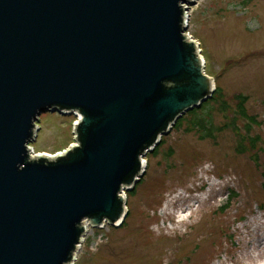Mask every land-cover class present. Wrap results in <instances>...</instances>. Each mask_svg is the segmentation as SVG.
<instances>
[{
	"label": "water",
	"instance_id": "water-1",
	"mask_svg": "<svg viewBox=\"0 0 264 264\" xmlns=\"http://www.w3.org/2000/svg\"><path fill=\"white\" fill-rule=\"evenodd\" d=\"M197 0H0V264H73L87 227H119L142 159L212 97L184 35ZM74 145L29 148L40 115Z\"/></svg>",
	"mask_w": 264,
	"mask_h": 264
},
{
	"label": "rangeland",
	"instance_id": "rangeland-1",
	"mask_svg": "<svg viewBox=\"0 0 264 264\" xmlns=\"http://www.w3.org/2000/svg\"><path fill=\"white\" fill-rule=\"evenodd\" d=\"M187 7L185 32L217 91L196 109L212 137L183 115L124 192L123 223L87 227L74 264H264V0ZM77 121L40 115L30 148L63 152Z\"/></svg>",
	"mask_w": 264,
	"mask_h": 264
},
{
	"label": "trees",
	"instance_id": "trees-1",
	"mask_svg": "<svg viewBox=\"0 0 264 264\" xmlns=\"http://www.w3.org/2000/svg\"><path fill=\"white\" fill-rule=\"evenodd\" d=\"M215 94H217V91H215ZM214 98H215V95H213V97L210 100H214ZM205 109H206V105H203V106H201L200 110L204 111ZM189 114L192 116L191 127L193 129L200 130L203 139L207 138V137L208 138L212 137L209 126L208 125L206 126V124H205L207 121H204L203 119H196V117H197V111L196 110L190 111ZM179 123L180 122L177 121L176 125H178Z\"/></svg>",
	"mask_w": 264,
	"mask_h": 264
},
{
	"label": "bare ground",
	"instance_id": "bare-ground-1",
	"mask_svg": "<svg viewBox=\"0 0 264 264\" xmlns=\"http://www.w3.org/2000/svg\"><path fill=\"white\" fill-rule=\"evenodd\" d=\"M186 8H187V6H186ZM41 156H43V157H47V158H53L54 157V155H48V154H42ZM145 170V164H144V166H143V171ZM180 196H178V198H179Z\"/></svg>",
	"mask_w": 264,
	"mask_h": 264
}]
</instances>
